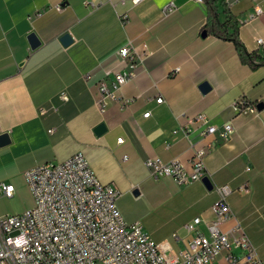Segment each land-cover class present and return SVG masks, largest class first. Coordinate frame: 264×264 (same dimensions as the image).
<instances>
[{
  "label": "crops",
  "instance_id": "1",
  "mask_svg": "<svg viewBox=\"0 0 264 264\" xmlns=\"http://www.w3.org/2000/svg\"><path fill=\"white\" fill-rule=\"evenodd\" d=\"M223 7L217 0L220 23L226 20ZM227 7L240 24L246 51L264 58V0H233ZM255 8L262 14L254 16ZM206 22L202 0H142L136 6L131 0H0V158L25 172L81 153L99 182L119 192L116 207L123 219L121 196L145 199L141 187L154 181L156 213L148 216L151 221L130 224L174 253L191 237L183 225L196 217L213 221L216 188L226 185L235 219L221 228L228 232L238 222L264 264V67L243 65L234 45L211 35ZM32 34L39 41L34 49ZM65 34L71 38L66 47L60 42ZM127 44L146 54L138 76L119 92L133 102L111 101L102 116L96 85L123 70L117 52ZM239 98L255 112L238 110ZM198 114L233 128L226 141L212 139L204 158L212 188L150 177L148 158L176 159L190 169L192 145L209 141L199 138L191 122ZM100 124L106 131L98 137ZM182 129L190 130L187 137ZM244 186L247 192L240 190ZM213 263L226 264L224 255Z\"/></svg>",
  "mask_w": 264,
  "mask_h": 264
},
{
  "label": "built area",
  "instance_id": "2",
  "mask_svg": "<svg viewBox=\"0 0 264 264\" xmlns=\"http://www.w3.org/2000/svg\"><path fill=\"white\" fill-rule=\"evenodd\" d=\"M141 1L131 0V4L136 6ZM232 1L223 0L227 6ZM85 6L95 8L92 3L86 2ZM56 10L61 8L57 6ZM260 14L262 10L255 8L254 16ZM117 56L123 70L96 85L95 106L102 116L111 101L122 106L133 102L132 98H120L119 92L138 76L146 54L139 55L127 44L118 50ZM178 71L176 68L173 73ZM61 98L67 100L64 95ZM235 105L238 110L255 112L245 98H239ZM148 116L149 113L144 114L145 118ZM191 122L197 125L199 138L209 141L200 148L192 145L190 169L176 159L164 162L148 158L144 166L150 177H168L178 186L207 178L204 158L213 148L212 139L226 141L233 128L231 123L217 127L203 114L196 115ZM182 132L187 137L190 130ZM24 179L34 204L21 214L0 218V264H211L221 255L226 264H263L238 222L228 232L221 228L223 223L235 219L227 202L232 191L226 185L216 188L219 200L211 206L213 221L205 224L196 217L183 225L191 237L174 253L168 245L153 242L139 224L124 221L116 207L119 192L99 182L81 153L33 167L24 173ZM240 190L248 191L246 186ZM13 193L11 185L0 184V197L11 198ZM172 238L178 241L176 234Z\"/></svg>",
  "mask_w": 264,
  "mask_h": 264
},
{
  "label": "rangeland",
  "instance_id": "3",
  "mask_svg": "<svg viewBox=\"0 0 264 264\" xmlns=\"http://www.w3.org/2000/svg\"><path fill=\"white\" fill-rule=\"evenodd\" d=\"M25 172L16 170L13 165L0 158V184L11 185L14 188L11 198L0 197V218L18 215L33 207L34 202L24 179ZM159 185L156 184V186ZM157 188L159 187H155L154 181H149L141 187V190L147 194V198L121 196L119 205L127 223L137 222L140 218L151 221L148 216L156 213L158 205L154 197Z\"/></svg>",
  "mask_w": 264,
  "mask_h": 264
},
{
  "label": "trees",
  "instance_id": "4",
  "mask_svg": "<svg viewBox=\"0 0 264 264\" xmlns=\"http://www.w3.org/2000/svg\"><path fill=\"white\" fill-rule=\"evenodd\" d=\"M202 2L206 7L207 13L205 29L218 39L231 42L234 45L239 60L243 65L248 66L251 70L264 67V58L255 52H247L242 45V42L238 37V28L240 24L231 16L227 5L224 3L223 7V14L226 16V20L223 23H220L217 13V0H202ZM230 22L231 28L228 27Z\"/></svg>",
  "mask_w": 264,
  "mask_h": 264
},
{
  "label": "water",
  "instance_id": "5",
  "mask_svg": "<svg viewBox=\"0 0 264 264\" xmlns=\"http://www.w3.org/2000/svg\"><path fill=\"white\" fill-rule=\"evenodd\" d=\"M205 35H206V33L203 32L202 36L204 37ZM60 42L64 47H66V46L71 44V38L68 34H65L64 36H62L60 38ZM29 44H30V47L32 49L36 48L39 45V41L37 40V38L33 34L29 37ZM200 89L202 90V92H206L208 90L207 84H202ZM262 107H263L262 104H258L257 110L258 111L261 110ZM105 131H106L105 126L103 124H100L95 128L94 134L99 137V136L103 135L105 133ZM201 182L207 189L210 190L212 188V186H211V184L207 178H204Z\"/></svg>",
  "mask_w": 264,
  "mask_h": 264
}]
</instances>
